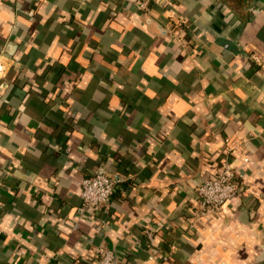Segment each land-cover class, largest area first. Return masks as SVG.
Returning a JSON list of instances; mask_svg holds the SVG:
<instances>
[{
	"label": "crops",
	"instance_id": "0c3cea01",
	"mask_svg": "<svg viewBox=\"0 0 264 264\" xmlns=\"http://www.w3.org/2000/svg\"><path fill=\"white\" fill-rule=\"evenodd\" d=\"M244 12L0 0V264H99L100 246L118 264H264V0ZM224 146L241 190L196 214ZM99 166L118 186L96 214L81 181Z\"/></svg>",
	"mask_w": 264,
	"mask_h": 264
},
{
	"label": "built area",
	"instance_id": "2783aa9c",
	"mask_svg": "<svg viewBox=\"0 0 264 264\" xmlns=\"http://www.w3.org/2000/svg\"><path fill=\"white\" fill-rule=\"evenodd\" d=\"M126 1L133 5L137 11L146 12L152 0ZM253 58L263 65L261 57L253 55ZM117 186L118 180L103 166H99L93 173L84 175L81 181L82 209L97 214L101 209L108 208ZM240 190V178L233 164L232 151L230 147L224 146L219 151L214 173L205 177L197 187L198 210L195 213L207 215L216 212ZM1 229L2 218L0 217V232ZM144 233L149 241L148 245L152 247L155 242L153 229L145 227ZM96 254L99 264H118L115 252L109 247H98ZM150 257L156 261V264H163L167 259L165 255L158 256L154 253Z\"/></svg>",
	"mask_w": 264,
	"mask_h": 264
},
{
	"label": "trees",
	"instance_id": "16d2710c",
	"mask_svg": "<svg viewBox=\"0 0 264 264\" xmlns=\"http://www.w3.org/2000/svg\"><path fill=\"white\" fill-rule=\"evenodd\" d=\"M224 3H226V2H228L227 4H235L237 7L239 6V7H243V6H245V5H248V4H250L251 2H252V0H222ZM113 197V196H112ZM112 197H111V200H110V203H111V201H112ZM110 205L111 204H109V207H110ZM108 207V208H109Z\"/></svg>",
	"mask_w": 264,
	"mask_h": 264
},
{
	"label": "rangeland",
	"instance_id": "374dc122",
	"mask_svg": "<svg viewBox=\"0 0 264 264\" xmlns=\"http://www.w3.org/2000/svg\"><path fill=\"white\" fill-rule=\"evenodd\" d=\"M222 3H224L222 0H220ZM228 2H226V3H224V4H227ZM228 6H230L231 8H233V9H235L236 11H238V12H244V11H246V6L247 5H245V6H241V7H237L234 3L232 4H227ZM245 13V12H244Z\"/></svg>",
	"mask_w": 264,
	"mask_h": 264
}]
</instances>
